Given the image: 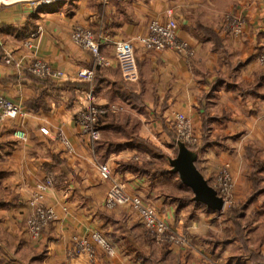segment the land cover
<instances>
[{
  "label": "crops",
  "instance_id": "1",
  "mask_svg": "<svg viewBox=\"0 0 264 264\" xmlns=\"http://www.w3.org/2000/svg\"><path fill=\"white\" fill-rule=\"evenodd\" d=\"M229 12L245 16L240 36L221 30ZM168 16L177 22V36L194 48L192 58L138 42L152 19L163 23ZM76 24L102 37L100 50L109 61L95 69L91 82L40 80L25 71L34 58L70 75L91 68V54L70 40ZM36 31L35 45L26 47ZM262 42L264 0H55L0 7V91L24 113L0 119V264H31L22 261L28 255L30 262L38 257L42 264H68L71 236L94 230L115 248L110 257L95 245L99 264L164 260L162 244L153 241L148 252L145 230L130 207H105L113 181L188 238V248H168L174 264H264V71L256 60ZM116 43L130 50L129 73L121 67ZM88 95L116 107L100 117L94 142L74 123ZM175 113L188 117L206 141L196 163L206 179L228 165L234 206L241 211L238 231L226 218L229 208L213 214L192 200L185 185L189 199L164 191L178 188L176 174L159 169V150L172 146ZM100 164L108 166L111 179L100 175ZM253 171L259 176L254 189ZM46 173L54 183L44 203L56 220L33 241L25 226L28 199ZM32 249L38 253L32 255Z\"/></svg>",
  "mask_w": 264,
  "mask_h": 264
},
{
  "label": "built area",
  "instance_id": "2",
  "mask_svg": "<svg viewBox=\"0 0 264 264\" xmlns=\"http://www.w3.org/2000/svg\"><path fill=\"white\" fill-rule=\"evenodd\" d=\"M30 0H0L3 5H11L17 2ZM51 0H43L42 3H50ZM169 12V11H168ZM232 17H229L231 21ZM228 27L231 28L230 22ZM242 22L239 20L233 21L232 31L234 35H239ZM72 42L87 50L92 55V67L82 68L74 75H68L66 72L55 69L51 65L41 60H35L28 70L37 76L51 79H70L82 82H91L94 78L95 69L99 66H108L109 61L101 53L102 37L99 34L91 32L89 29L77 26L71 32ZM141 45L150 50L162 51L171 49L173 51L183 53L186 57L192 55V51L188 43L178 38L176 33V22L169 18L166 22L161 23L157 20H152L148 25V33L143 37L138 38ZM120 49L119 62L126 73L133 69L131 54L129 48H123L119 43H116ZM258 62L264 65V49L258 55ZM88 104L74 116L75 122L80 129L82 135L88 137L91 142L97 141L100 137L98 122L101 116L106 115L109 111L115 110L114 105H100L92 100L90 95L87 96ZM0 111L2 117L14 118L22 115V111L10 101H8L0 93ZM173 127L177 134L189 145H197V135L194 134L191 122L188 117L182 113H175L173 117ZM14 135L22 140L25 139V134L21 130H15ZM63 142L66 147H70L69 142L63 137ZM100 175L104 179H111V172L106 164L98 166ZM54 176L52 173H46L42 181L35 185V188L29 199L30 213L26 219V229L29 237L32 240H37L45 228L56 218L54 210L47 207L44 203L45 194L49 188L53 186ZM212 185L218 190L219 195L224 200L225 205L232 204L230 193L233 191L234 182L229 171L228 165H222L215 173ZM131 205L137 212L140 221L151 234L158 240L169 243L183 245L185 240L173 233L168 225L158 217L155 210L147 206L138 195H129L124 190L122 184L113 181L106 201L105 207L112 209L118 205ZM99 245L108 256L113 255L114 250L108 241L101 235L94 233L92 241L80 236L72 238L71 250L68 252L70 258H83L88 264H97L95 260V245Z\"/></svg>",
  "mask_w": 264,
  "mask_h": 264
},
{
  "label": "rangeland",
  "instance_id": "3",
  "mask_svg": "<svg viewBox=\"0 0 264 264\" xmlns=\"http://www.w3.org/2000/svg\"><path fill=\"white\" fill-rule=\"evenodd\" d=\"M53 1H55V0H51L50 1V3H52ZM62 1H65V0H62ZM22 2H37V3H39V4H41V5H48V4H50V3H42L43 2V0H30V1H22ZM17 3H21V2H17ZM17 3H14V4H17ZM14 4H11V5H14ZM11 5H3V4H1L0 3V7H9V6H11ZM169 13V12H168ZM229 17H232L231 18V21L229 20ZM169 18H172L173 20H175L173 17H171V16H168V18L166 19V21L169 19ZM223 19H224V22H223V24H222V27L223 28H221V30L222 31H224V32H226L227 34H229V35H231V36H234V37H237V36H240L241 34H242V32H243V28H244V25H245V23H246V19H245V16H243V14L241 15V14H239V13H237V14H234V13H231V12H229V13H225L224 15H223ZM152 20H157V21H159L158 19H152ZM235 20H239V21H241L242 22V26H241V30H240V34L239 35H234L233 34V31H232V25H233V21H235ZM165 21V22H166ZM229 21L231 22L230 23V26H231V28H229L228 27V24H229ZM151 22V21H150ZM176 22V21H175ZM164 23V22H163ZM77 26H80V27H83V28H85V29H89L91 32H93V33H95L92 29H90L89 27H86V26H84V25H79V24H76V25H74L73 27H72V29L70 30V33H69V37H70V40H71V32H72V30L75 28V27H77ZM38 31H40V30H38ZM38 31H36L35 33H33V34H31L30 35V37H29V40H27L26 42H24V45L26 46V47H33L34 45H35V43H34V40H35V38L37 37V35L39 34V32ZM176 31H177V22H176ZM179 38V37H178ZM138 40V42L140 43V41H139V39H137ZM185 41V40H184ZM71 42H72V40H71ZM187 42V41H186ZM73 43V42H72ZM188 43V42H187ZM74 44V43H73ZM75 45V44H74ZM188 45H189V43H188ZM77 46V45H76ZM77 47H79V46H77ZM189 47H190V49H191V51H192V55L190 56V58H192L193 56H194V48L191 46V45H189ZM79 48H81V47H79ZM257 48H258V46H256L255 47V49L257 50ZM254 49V50H255ZM262 49H264V42H262V44H261V46H260V48L258 49V51H257V54H256V60H257V62H258V55H259V53L261 52V50ZM87 51V50H86ZM89 52V51H88ZM90 53V52H89ZM91 54V53H90ZM91 58H92V55H91ZM35 60H41V61H43V62H46V61H44V60H42V59H40V58H34L29 64H27L26 65V67H25V71L27 72V73H29V74H31L32 76H34V77H36V78H38V79H50V80H64V81H72V80H70V79H51V78H44V77H40V76H37L36 74H34V73H32V72H30L29 70H28V68H29V66L35 61ZM46 63H48V62H46ZM258 64V66L259 67H261L262 68V71H264V65H261L259 62L257 63ZM262 73H264V72H262ZM68 74V73H67ZM68 75H70V74H68ZM74 75V74H73ZM258 77V76H257ZM0 93L8 100V101H10L12 104H14L10 99H8L1 91H0ZM87 104H88V101H87ZM87 104L84 106V107H86L87 106ZM14 105H16V104H14ZM17 106V105H16ZM18 107V106H17ZM83 107V108H84ZM19 108V107H18ZM82 108V109H83ZM21 111H22V109L21 108H19ZM81 110V109H80ZM79 110V111H80ZM24 115V113H23V111H22V115H19V116H17V117H22ZM76 115V114H75ZM74 115V116H75ZM17 117H14V118H9V117H2V113H1V111H0V119H16ZM74 123L76 124V122H75V119H74ZM99 123V122H98ZM76 126H77V124H76ZM192 129H193V127H192ZM173 131H174V137H173V139H172V146L170 147V148H167V147H165V149H166V151H164V149L163 148H161V150H159V153H160V155H161V167H164V166H166V167H169V168H171L170 167V164H169V159H172V158H174L175 156H176V153H177V149H178V147H177V143L178 142H182V143H184L185 144V146L186 147H199L204 141H205V139H203L202 140V138L201 137H199V136H196L197 137V139H198V142H197V145H194V146H192V145H189V144H187L183 139H182V137L179 135V134H177V132H176V130H175V128L173 127ZM195 134V133H194ZM196 135V134H195ZM206 142V141H205ZM204 142V143H205ZM162 144H163V142L161 141V147H164V146H162ZM198 152V151H197ZM197 152H195L194 151V153L197 155ZM198 158V157H197ZM196 163H197V161H196ZM259 165H255V167H254V169H256L257 167H258ZM262 167V165H260L259 166V168H258V170L260 169ZM169 168H167V169H165V170H168ZM219 169V168H218ZM215 173H216V171L212 174V177L210 178V179H207L208 180V182H209V184L212 186V187H214L213 185H212V180H213V177H214V175H215ZM256 173V176H257V178L259 177L258 175H257V171L255 172ZM46 175V174H45ZM45 177V176H44ZM176 179H177V181H176V184H177V190L176 191H174L173 192V190H172V187H171V190L170 189H164V191L166 192V194L167 193H169V194H167V196H171L172 198L174 197V195L173 194H182V193H186L187 194V197H188V199H189V197H190V192L187 190V189H185V187L183 186V184L180 182V180H179V178H178V176H177V174H176ZM162 178V177H161ZM259 179V178H258ZM215 188V187H214ZM234 188V187H233ZM163 189V188H162ZM216 189V188H215ZM217 190V189H216ZM184 191V192H183ZM217 192H218V190H217ZM218 194H219V192H218ZM192 196V195H191ZM180 197V196H179ZM230 197H231V203H232V206H230V204H228V205H225V207L223 208V210L221 211V212H214V211H212V210H209L208 208H206L205 206V208L208 210V211H211V212H213V214H216V213H219V214H224V213H222V212H224L225 211V209H227V208H230V207H233L234 206V201H233V199H234V196H233V191H231V193H230ZM141 198V197H140ZM191 198V197H190ZM30 199V198H29ZM29 199H28V206H29ZM141 200L143 201V203H145L147 206H149V207H151V208H153V206L152 205H150V204H148L147 202H145L142 198H141ZM125 205H127L128 207H130V209H131V213H132V216L135 218V220L136 221H138L141 225H142V227L144 228V230H145V233H143V236H144V240L146 241V243L149 245V249H148V252H151V248H152V243H153V241H156V242H158V243H160V244H162L163 246H159V248L161 249V252L160 253H163L164 251H166L167 252V254L168 255H165V256H162L161 257V259L163 258V257H166L164 260H160L159 262H158V264H174L173 263V258H170L171 256H169L172 252L168 249V248H170L171 246H176V247H179V249H183V248H188L189 247V240H188V238H186L183 234L181 235V234H178V233H176L173 229H171V227L168 225V223L164 220V219H162V218H160L159 216V218L160 219H162L167 225H168V227L170 228V230L173 232V233H175L176 235H178V236H180V237H182L184 240H185V242H184V244L183 245H179V244H172V243H169V242H165V241H160V240H158L153 234H151L148 230H146V228L144 227V225L142 224V222L140 221V219H139V216H138V214H137V212L132 208V206L131 205H128V204H125ZM239 205V204H238ZM200 206V205H199ZM240 206V205H239ZM234 207H238L237 206V204L234 206ZM154 209V208H153ZM155 210V209H154ZM156 212V211H155ZM29 213H30V207H29V210H28V214H27V216L29 215ZM157 214V213H156ZM158 215V214H157ZM27 216H26V219H27ZM56 219H54L51 223H53L54 221H55ZM50 223V224H51ZM49 224V225H50ZM48 225V226H49ZM25 226H26V223H25ZM47 226V227H48ZM46 227V228H47ZM45 228V229H46ZM26 231H27V229H26ZM236 231H238V229H236ZM44 232V231H43ZM94 233H97V234H99V235H101V236H103L105 239H106V237L102 234V233H99L98 231H90L89 233H87V234H84V235H81V234H73L72 236H71V241H72V238L74 237V236H80V237H85V238H87V239H89V240H91L92 241V235L94 234ZM27 234H28V232H27ZM43 234V233H42ZM42 234H41V236H42ZM211 234V233H210ZM29 235V234H28ZM212 236L214 235V234H211ZM40 236V237H41ZM39 237V238H40ZM38 238V239H39ZM31 239V238H30ZM37 239V240H38ZM32 240V239H31ZM107 240V239H106ZM33 241H36V240H33ZM108 241V240H107ZM109 243V242H108ZM72 244V243H71ZM110 244V243H109ZM111 245V244H110ZM156 245V244H155ZM72 246V245H71ZM71 246H70V248L67 250V252H66V262L68 263V264H88L83 258H77V257H73V258H70L69 257V255H68V252L71 250ZM112 246V248H113V250H114V253H115V248H114V246L113 245H111ZM96 247H100L99 245H97L96 244ZM101 248V247H100ZM102 249V248H101ZM103 250V249H102ZM184 250H187V249H184ZM104 251V250H103ZM105 252V251H104ZM31 253H32V255H36V253H38V250L37 249H32V251H31ZM106 253V252H105ZM114 253H113V255H111L110 257H113L114 256ZM105 255V254H104ZM95 260H96V263L97 264H99V262H98V257H97V254H96V252H95ZM22 261L23 262H29V263H31V264H42V262L38 259V257H36V258H34L33 259V261L32 262H30V260H29V255L27 256V257H22Z\"/></svg>",
  "mask_w": 264,
  "mask_h": 264
},
{
  "label": "water",
  "instance_id": "4",
  "mask_svg": "<svg viewBox=\"0 0 264 264\" xmlns=\"http://www.w3.org/2000/svg\"><path fill=\"white\" fill-rule=\"evenodd\" d=\"M177 147L176 156L169 159L171 172L177 174L180 182L191 190L194 202L214 212H221L224 200L197 168V155L182 142H178Z\"/></svg>",
  "mask_w": 264,
  "mask_h": 264
},
{
  "label": "trees",
  "instance_id": "5",
  "mask_svg": "<svg viewBox=\"0 0 264 264\" xmlns=\"http://www.w3.org/2000/svg\"><path fill=\"white\" fill-rule=\"evenodd\" d=\"M260 74V73H259ZM258 74V75H259ZM262 78H264V75H262ZM40 80H47V79H40ZM49 80V79H48ZM188 149H190L191 151H195V152H197L198 151V149L200 148V147H187ZM130 164H132L131 162L128 164L127 163V166H130ZM255 165L256 164H254V167H255ZM125 166V165H124ZM123 166V167H124ZM133 168V167H132ZM159 169H161V170H163L164 168L163 167H160L159 166ZM164 172H167V173H169L170 172V168L167 170V171H165L164 170ZM250 180H251V184H252V188L254 189V188H256V186H257V182H258V179H257V176H256V173H255V171H253V173H251L250 174ZM253 195V194H252ZM252 195L250 196V197H248L249 199L250 198H252ZM242 206V205H241ZM240 214H241V211H240V207H230L227 211H226V218L231 222V224H232V226L234 225V226H236L237 228L236 229H239V224H238V222H237V220H238V218L240 217Z\"/></svg>",
  "mask_w": 264,
  "mask_h": 264
}]
</instances>
